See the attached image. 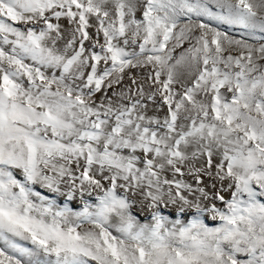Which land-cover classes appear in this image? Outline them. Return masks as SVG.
Segmentation results:
<instances>
[{"label":"snow or ice","instance_id":"6c2138e0","mask_svg":"<svg viewBox=\"0 0 264 264\" xmlns=\"http://www.w3.org/2000/svg\"><path fill=\"white\" fill-rule=\"evenodd\" d=\"M0 264H264V0H0Z\"/></svg>","mask_w":264,"mask_h":264},{"label":"rangeland","instance_id":"374dc122","mask_svg":"<svg viewBox=\"0 0 264 264\" xmlns=\"http://www.w3.org/2000/svg\"><path fill=\"white\" fill-rule=\"evenodd\" d=\"M142 222H143V220H142Z\"/></svg>","mask_w":264,"mask_h":264},{"label":"bare ground","instance_id":"6f19581e","mask_svg":"<svg viewBox=\"0 0 264 264\" xmlns=\"http://www.w3.org/2000/svg\"><path fill=\"white\" fill-rule=\"evenodd\" d=\"M66 23V22H65Z\"/></svg>","mask_w":264,"mask_h":264}]
</instances>
